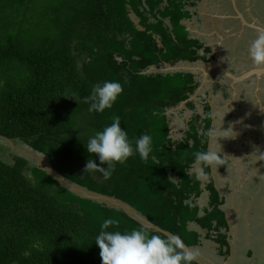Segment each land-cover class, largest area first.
<instances>
[{"label":"trees","instance_id":"16d2710c","mask_svg":"<svg viewBox=\"0 0 264 264\" xmlns=\"http://www.w3.org/2000/svg\"><path fill=\"white\" fill-rule=\"evenodd\" d=\"M20 1L28 3L29 15L23 8L17 13ZM39 1L0 0V135L44 154L65 178L127 202L186 245L201 242L192 222L209 238L214 231L221 251L226 248L222 253H229L230 225L221 208L225 198L212 177L204 189L193 169L196 153L210 152L211 105L204 107L207 121L199 122L202 114L194 100L188 101L186 108L194 112L189 128L174 140L168 111L189 99L199 81L185 71L145 73L152 65L200 57L202 44L188 39L181 23L190 13L182 0L156 10L152 15L161 18L154 25L143 9L153 11L160 0H51L52 13L44 21L32 10ZM130 8L144 30L135 25ZM174 26L184 29V37L175 35ZM186 41L191 42L184 46ZM104 81H119L123 93L111 109L90 113L84 97ZM73 93L79 104L64 97ZM114 116L133 144L150 134L153 151L147 161L137 154L117 163L106 180L100 172H84L90 158L85 146ZM91 158L99 164L98 157ZM219 164L221 171L226 168L223 154ZM201 165L210 176L211 165ZM205 190L210 203L201 215L198 199ZM107 218L120 221L110 231L143 227L167 237L121 209L75 194L23 155H15L12 163L0 158V264H102L95 238Z\"/></svg>","mask_w":264,"mask_h":264},{"label":"flooded vegetation","instance_id":"af4514ba","mask_svg":"<svg viewBox=\"0 0 264 264\" xmlns=\"http://www.w3.org/2000/svg\"><path fill=\"white\" fill-rule=\"evenodd\" d=\"M198 1L200 5L193 4V8L189 11H191V13L195 16L203 29H206L209 33L213 31L212 28L222 29L224 31V33L220 35L222 37L221 44L218 41L220 38H215L214 41L208 39L206 43L197 39L203 46L198 48V53L200 54L199 58L203 59V61L208 64L207 67L213 64V62L218 63L220 58V62H222V64L224 63L225 67L232 74L236 75V78H241L243 76V79L234 83L235 79L227 76L219 65L217 69L213 71L215 73L210 74L209 77L205 79L206 82H204V73L199 70H194V78L199 81V84L195 92L190 97L195 101L196 98H193V96L197 94L199 90L197 98L203 100V110H205L204 107L207 103L211 105L212 110V100L214 99V96L219 92L221 93L224 101L228 102L229 108L231 107V111H228L226 114V119L229 117L236 118V127L238 130L236 141L240 150L243 152L242 146H244L245 142L241 139V134L246 131H244V129L247 119L244 116L246 115L245 113H247V110L250 109L252 112L255 111V118L257 119L256 125L258 126L259 135H264V65L257 66L249 56L248 51L252 41L256 39L258 33L264 31V0ZM194 10H196V12ZM206 24H208L207 27ZM199 58L192 62L198 63ZM249 72L252 73H250L249 76H246ZM196 75L199 76L196 77ZM232 83H234L236 91L234 90ZM244 107L246 108L244 110L245 112L243 111ZM183 109L184 108H182V110ZM196 112L198 111L196 110ZM201 113H203L202 115H206L204 111ZM193 114L194 112L192 113V116ZM191 118L187 120L188 128V122ZM186 130L183 131V136ZM209 137L210 149L211 134ZM218 167H220V164ZM210 177L213 178L212 170ZM216 188L219 190L221 195L220 189L217 186ZM225 200L226 199H224V204ZM229 230L228 240L230 242L231 236L229 235ZM256 231L258 233H256L253 237V244L250 249L248 248L249 246H246L244 249H238L236 252H232L230 248L229 253H222V251H225L226 248L221 251L220 244L214 240L215 233L214 231H211V239L218 244L217 250L219 252L217 254L221 257V259L219 258V263L221 264V261L226 262L230 260L232 264H264V250L260 249V247H264L261 244V241L264 240L263 233H261V230L258 229Z\"/></svg>","mask_w":264,"mask_h":264},{"label":"clouds","instance_id":"9594fccd","mask_svg":"<svg viewBox=\"0 0 264 264\" xmlns=\"http://www.w3.org/2000/svg\"><path fill=\"white\" fill-rule=\"evenodd\" d=\"M248 51L257 66L264 65V31L258 33ZM122 93L123 85L119 81H104L93 86L91 94L84 97V102L89 104L90 113H103L113 107ZM64 97L74 98L80 103V97L75 93ZM121 124V118L114 116L112 122L102 131L89 137L85 148L90 158L84 172H100L108 180L111 179L117 163L124 164L137 154L144 161L149 159L153 151L152 136L144 133L133 144L127 129L122 128ZM91 157H98L99 164ZM195 159L197 164L212 165L217 156L212 152H198ZM200 174L203 175V172ZM119 224V219L107 218L100 225L95 244L100 249L102 264H194L197 259L198 253L186 247L178 235L165 237L150 234L143 227L124 232L109 230L111 226Z\"/></svg>","mask_w":264,"mask_h":264},{"label":"rangeland","instance_id":"374dc122","mask_svg":"<svg viewBox=\"0 0 264 264\" xmlns=\"http://www.w3.org/2000/svg\"><path fill=\"white\" fill-rule=\"evenodd\" d=\"M25 1L29 2V0ZM52 4L53 2L51 0H41L39 1L38 5L32 8L33 13L36 16H39L40 20L44 21L46 20L44 16L46 14L52 13ZM16 5H19V2L15 4V6ZM28 6V3H25L23 5V1H20V5L16 6V9H20L19 11H17V13L21 12V9L23 8L22 10L26 11L27 15H29L31 9L28 10ZM11 10L12 9H10V11ZM149 10H151V8L147 6L145 9H143V11H147L148 13ZM153 13H155V11H151V13L149 14L152 15ZM157 16L160 17V14L157 13ZM189 16H191V12L189 13ZM152 17L155 20V22L152 24H157L159 20H157V18L153 15ZM165 23L167 24L166 20ZM174 27L175 35L179 39L184 37V29L181 26ZM123 36L126 35L124 34ZM187 36L188 39H196L192 37L190 38L189 33ZM130 42H133V37L131 38ZM190 42L191 41H186L183 45L187 46ZM195 102L197 105V111L200 113L203 112V100H201L200 98H196ZM212 105L216 118V127H213L211 130L210 152L216 154L217 156V160L214 164H212L213 175L215 176L217 187L220 189V191L225 190L227 182L233 180V184L230 185V187H235L238 190L237 196L235 198V204H232V206H234V209H239L237 218H242L243 220H245L246 217V219H248L247 222H251V219H253L252 221L255 222L260 217L264 218V135H259L258 126L256 125L257 119L255 118V111L252 112L250 109L247 110V113H245L246 115L244 116L247 119L244 131L246 130L245 132L247 134L245 132L241 134V139H243V141L245 142L244 146H242V152L236 141V135L238 133L236 127V118L229 117L228 119H226V114L228 111H231V107L229 108L228 102L224 101L220 92L214 96V99L212 100ZM245 109L246 108L244 107L243 111ZM168 113L171 120L172 137L174 140H177L183 136V131L188 129L187 120L191 118L193 111L190 109L182 110L181 107L179 109L170 108ZM14 143L22 148L29 147L26 145H22L19 142L16 143L14 141ZM17 154L23 155L29 158L31 162L37 164H40L39 162L43 160L49 161L47 157L42 158V160H38L39 158H37L36 156L28 155L26 153L24 154L22 151L15 148L13 146V143H11L8 139H5L0 136V158L12 163L14 162L15 155ZM220 154H223L228 162L227 167L222 171L218 167L220 163ZM194 170L199 173V177L204 181L210 179V176L204 174V170L201 164L196 163ZM201 171L203 172V175L200 174ZM227 192L230 195L234 193L233 191H231V189H229ZM207 193V191L204 192L203 196L199 200L201 206H204V202L208 201L205 198ZM236 222H238V220ZM193 226L197 230L199 229V226H197L196 224H193ZM240 226L241 225L238 222V227ZM240 237L241 238L238 239V248L243 249L246 247L247 242L245 241L244 236ZM210 245L208 247L209 249L206 247L196 246L195 253L203 254L206 258L212 260V258H215L216 256L213 255V246ZM260 249L264 250V247H260Z\"/></svg>","mask_w":264,"mask_h":264},{"label":"crops","instance_id":"0c3cea01","mask_svg":"<svg viewBox=\"0 0 264 264\" xmlns=\"http://www.w3.org/2000/svg\"><path fill=\"white\" fill-rule=\"evenodd\" d=\"M143 1H144V3H147V0H143ZM172 1H177V0H162V1L160 0V3L158 4L157 8L154 9L153 11H156V10L157 11L164 10V8L168 6L169 2H172ZM196 1L197 0H182V3L186 5L185 9L189 11V10H191L193 8V4L194 5L196 4ZM204 6H206V5H204ZM151 11H152V9L149 10V13H151ZM189 12H191V11H189ZM149 15H150V21L151 20H154V18L152 17V15L151 14H149ZM160 18H161V15H160ZM165 20L167 22V25L168 26H171V16L165 17ZM181 23L183 25H185V29L189 32L190 38L191 37L192 38H196V39H199L200 41L205 42V43H206V41L208 39L214 41L215 38H220L218 41H219L220 44L222 43V41H221V38L222 37L220 35H222L224 33V31L222 29L212 28L213 31H211V33L207 32L206 29H203V27L201 26V24L198 22V20L195 18V16L193 14L191 16H189V14L188 15H185L183 17ZM207 26H208V24H206V27ZM170 28H171V30H173L172 26ZM201 51H203V50H201ZM202 62H204L203 59H200L199 58L198 63H202ZM190 72L192 73L193 71H190ZM214 73L215 72L212 71L210 74H214ZM192 74H195V73L193 72ZM198 76L199 75H196V77H198ZM202 111H204V110H202ZM201 114H203V113H201ZM204 120H205V122L207 121L206 115H201V118L198 121L199 122H202ZM215 121H216V118H215V115H214V111L212 109V122H211L210 132H211V130H212L213 127H216ZM202 168H203V166H202ZM203 170H204V168H203ZM212 175H213V167H212ZM213 178L215 179V176L214 175H213ZM209 182H210V179L209 180H205L204 183L202 184V187L204 189H206L205 187H206V185ZM232 184H233V180L227 182V185H226L225 190H222L221 191V195L223 197H225V199H226L225 200V204L222 205V208L226 212V217H227V220H228L229 225H230V228H229L230 229L229 230V235L231 236L230 237V242H231L230 248H231V251L232 252L233 251L236 252L238 249H240V248H238V246H239L238 245L239 244L238 243V239L241 238L240 236H244V239L247 242V245L246 246H249L248 248L250 249L252 247L251 245L253 244L252 239L256 235V233H258L256 230L257 229L258 230H261V233H263V235H264V220H263L264 218H262V217L259 216L260 218L256 222L252 221L253 219H251V222H247L248 219H246V217H245V220H243L242 218H240V219L237 218V214L239 213V209L238 210L237 209H234V206H232V204H235V198L237 196L238 190L235 187L231 188L230 185H232ZM215 185L217 186L216 181H215ZM229 189H231V191L234 192L232 195H230L227 192ZM206 191L207 190H205L204 192H206ZM204 192L199 197L198 202H199L200 198L203 196ZM207 192L208 193H207V195H206L205 198L208 201L204 202V204H203L204 206H201L200 205V207H201L200 214L201 215H203L205 213V209L207 207H209V203H210V192L209 191H207ZM262 212H263V210H262ZM236 219L238 220L239 224L241 225L240 227H238V222H236L237 221ZM193 224H196L197 226H199L197 223H193ZM193 224L192 223L190 224L191 228L196 229L193 226ZM198 231L201 234V238H200L201 239V242H200V244L198 246L208 248L209 245L211 244L210 246H213V249L212 250L214 251V254L213 255L216 256V257H215V259L212 258V260H209V258H206L203 254H198L197 257L199 259L203 260L204 262H206L207 264H220L219 263L220 256H218V254H217L219 251L216 249V248H218V244L214 240H212L211 238H209V236H207V234H206V230L202 229L200 226H199ZM261 244L264 246V240L261 241ZM216 251H218V252H216ZM221 264H232V263L229 260L228 263H226L225 261H221Z\"/></svg>","mask_w":264,"mask_h":264},{"label":"water","instance_id":"95a60500","mask_svg":"<svg viewBox=\"0 0 264 264\" xmlns=\"http://www.w3.org/2000/svg\"><path fill=\"white\" fill-rule=\"evenodd\" d=\"M197 5L199 4V1H196ZM196 12V10H194ZM198 14V12H197ZM130 16L132 18V20L134 21L135 25L140 29V30H144L145 27L141 24V20L139 18V16L133 11L132 8H130ZM155 37L157 39V41L160 43V36H158L157 34H155ZM220 58L218 63L213 62V64L209 65L207 67L208 64L202 62V63H198L200 65L196 66L197 64H195L194 62L191 61H180L177 64H170L168 62H165L164 66H156V65H152L149 67L148 70L145 71V73H152V72H159V73H170V72H181V71H185V72H190L194 70H199L200 72L204 73V82L205 79L208 78L209 74L212 71H215V69H217V67L220 65L221 69L227 74V76L231 77L234 80V83L236 81H241L243 79V76L240 78H236V75L232 74L224 65V63L222 64V62H220ZM206 65V66H205ZM252 72H249L246 76H249V74ZM234 83H232V86L234 88V90L236 91V88L234 86ZM199 92V90H198ZM197 94H195L193 96V98H197ZM192 98L190 97L187 100H184L180 103L179 106L174 107L172 109H179V107H182L184 109H186V104L188 101H191ZM237 113V112H236ZM240 117V116H239ZM1 136V135H0ZM5 139H8L11 143H13V146L17 149H19L20 151H22L24 154H28V155H33L36 156L37 158H39L38 160H42V158H46V156L44 154H40L37 153L36 151L30 149V147H20L18 145H16L14 143L13 139H9L6 138L4 136H1ZM32 150V151H31ZM39 154V155H38ZM41 155V156H40ZM40 164H38L39 166H41L45 171L49 172L53 177H55L56 179L59 180V182L61 183L62 186H64L65 188L69 189L70 191L74 192L77 195H80L84 198H88V199H92L95 201H99L103 204H107L110 207H114L117 209H121L123 210L125 213H127L128 215L132 216L134 219H136L137 221H139L143 226L149 228V229H153L155 231H158L166 236L169 235H175L172 232L163 229L161 226L151 222L146 216H144L141 212H139L135 207L131 206L130 204H128L127 202L116 198L114 196L111 195H106L103 193H99L97 191L88 189L87 187H84L78 183H75L67 178H65L64 176H62L53 166L49 161L43 160L39 162ZM185 244V243H184ZM186 247H188L189 249L193 250L194 252H196V246H189L186 245ZM196 262H198L199 264H207L206 262H204L203 260L199 259L197 257ZM226 263H228V261H226Z\"/></svg>","mask_w":264,"mask_h":264}]
</instances>
